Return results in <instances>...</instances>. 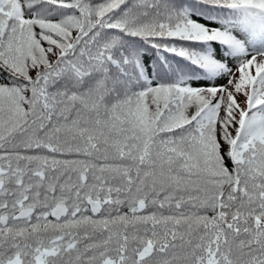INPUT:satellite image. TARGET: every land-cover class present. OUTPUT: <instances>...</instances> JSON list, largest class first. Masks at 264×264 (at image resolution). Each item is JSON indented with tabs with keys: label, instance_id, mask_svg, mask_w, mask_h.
I'll use <instances>...</instances> for the list:
<instances>
[{
	"label": "snow or ice",
	"instance_id": "snow-or-ice-1",
	"mask_svg": "<svg viewBox=\"0 0 264 264\" xmlns=\"http://www.w3.org/2000/svg\"><path fill=\"white\" fill-rule=\"evenodd\" d=\"M0 264H264V0H0Z\"/></svg>",
	"mask_w": 264,
	"mask_h": 264
}]
</instances>
